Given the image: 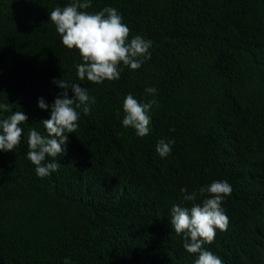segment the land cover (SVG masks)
Returning <instances> with one entry per match:
<instances>
[{
    "label": "trees",
    "instance_id": "16d2710c",
    "mask_svg": "<svg viewBox=\"0 0 264 264\" xmlns=\"http://www.w3.org/2000/svg\"><path fill=\"white\" fill-rule=\"evenodd\" d=\"M69 3L0 0V103L28 116L20 145L0 151V264H195L171 208L192 206L182 188L214 180L232 187L229 224L205 249L223 264H264V0H91L86 11L114 7L129 39L152 41L138 70L122 66L100 84L78 79L82 58L50 20ZM54 79L79 83L95 103L78 110L59 169L40 178L27 134H47L50 108L38 100L64 91ZM129 93L159 105L145 137L122 124ZM160 140L174 142L164 158Z\"/></svg>",
    "mask_w": 264,
    "mask_h": 264
},
{
    "label": "clouds",
    "instance_id": "9594fccd",
    "mask_svg": "<svg viewBox=\"0 0 264 264\" xmlns=\"http://www.w3.org/2000/svg\"><path fill=\"white\" fill-rule=\"evenodd\" d=\"M91 0H71L65 7H56L50 12V20L68 49H77L82 62L76 65L80 81L85 78L95 84L105 80L120 79L123 67L138 70L151 58L152 41L136 35L129 39L130 28L123 23V18L114 7L90 13ZM123 66V67H122ZM63 89L54 102L48 105L39 98L41 110L50 108V118L42 122L46 135L32 128L27 134V158L35 165L38 177L44 178L59 169L54 158L66 154L68 134H73L79 127L80 111L88 115L95 97L79 83L63 79L52 81ZM69 90L72 96L69 97ZM146 95L155 96L157 89L147 87ZM159 106L155 99L139 102L131 93L123 101L125 113L122 124L131 127L136 135L145 137L151 132V110ZM10 112L0 118V151L11 152L16 149L24 136L22 124L28 116L22 111L12 112L7 103H0V114ZM173 141L160 140L156 151L161 158L171 152ZM48 158H53L49 160ZM185 201L191 207L173 205L171 208V224L176 234L183 235V247L190 254H198L195 264H223L222 259L206 250L204 245L211 244L216 230L226 231L229 218L222 204L232 193L227 181L214 180L209 185L189 191L182 188Z\"/></svg>",
    "mask_w": 264,
    "mask_h": 264
}]
</instances>
